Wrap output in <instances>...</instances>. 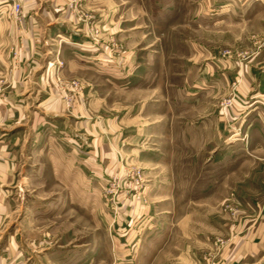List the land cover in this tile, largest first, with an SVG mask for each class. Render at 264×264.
Segmentation results:
<instances>
[{
    "label": "rangeland",
    "instance_id": "rangeland-1",
    "mask_svg": "<svg viewBox=\"0 0 264 264\" xmlns=\"http://www.w3.org/2000/svg\"><path fill=\"white\" fill-rule=\"evenodd\" d=\"M60 1L0 0L11 37L32 13L50 21L57 3L73 26L48 28L37 73L46 89L24 95L14 122L0 118V138L20 137L21 152L0 205V258L213 264L264 215L253 138L264 120V0ZM211 131L221 140H183ZM152 192L167 199L146 211ZM245 264H264V252Z\"/></svg>",
    "mask_w": 264,
    "mask_h": 264
},
{
    "label": "crops",
    "instance_id": "crops-1",
    "mask_svg": "<svg viewBox=\"0 0 264 264\" xmlns=\"http://www.w3.org/2000/svg\"><path fill=\"white\" fill-rule=\"evenodd\" d=\"M57 4L56 6H52L50 21L44 20V16L42 15L44 12L38 17L32 15L33 13L29 15V18L27 16L22 28L24 32L23 35L11 37L6 34L5 27L0 28V88L4 97V99L0 100V118L4 124H10L12 121L14 122V120H11L12 116L21 117L22 112L26 109V99H22L26 93L38 92L40 91L39 88L46 89V86L41 83L40 80L42 75L37 73L46 56L44 47L46 43H48V40L46 37L44 38V34L48 31V28L52 31L62 27L67 29L73 28L70 21L71 17H68L66 10L60 9ZM60 14L63 15L61 16ZM65 14L67 17H65ZM14 51L18 52L17 64L12 60V52ZM12 62H14L13 68ZM59 107L60 105L57 102L54 104L53 109L58 110ZM12 108L13 111L15 110V112L12 111L13 114L11 113ZM256 127L259 128V131L255 133L257 135H253V138L254 136L257 137L258 141L257 151L255 152H259L261 155L264 153V120L256 122L255 128ZM5 135H8V137L5 138L2 135L3 138H0V142L3 144V146L0 147V205L8 203V200L5 198L7 195L5 190L10 187V182L14 174V157H16L17 153L18 155L21 153L14 148L12 149L13 146L19 143L20 137L16 138V136L10 134H4V136ZM187 137L188 138H183V140L198 142L204 140L207 143L221 140V135L212 131L200 136L197 134H190ZM108 150V147L104 146L99 150V153L101 156L106 157ZM108 155H111L110 150ZM166 167H168L166 169L169 171V166ZM163 169H165V166H163ZM150 199H152L151 205L148 206L146 211H149L152 209V206L165 201L167 198L152 192L150 193ZM140 215H142V213L135 214L134 217L137 216L136 219H138ZM4 216V214H0V220ZM155 216L158 217V220L173 217L170 213H147L145 219L154 218L156 220ZM260 218L259 221H261V223L258 225L256 224L253 228H248L249 230L244 231V235L236 237L233 235L232 240L229 241V244L224 247L220 256L217 255L216 260L212 263L245 264L246 262H256L259 258V254L264 252V215L261 214ZM200 241L202 242V240ZM201 245L203 244L201 243ZM184 247L185 253L190 251L187 250V246ZM169 248L171 247L169 246ZM21 260L22 259L19 258V260H17L18 262L14 264H20ZM5 261L4 258H0V264H5ZM24 264L26 263L24 262Z\"/></svg>",
    "mask_w": 264,
    "mask_h": 264
},
{
    "label": "built area",
    "instance_id": "built-area-1",
    "mask_svg": "<svg viewBox=\"0 0 264 264\" xmlns=\"http://www.w3.org/2000/svg\"><path fill=\"white\" fill-rule=\"evenodd\" d=\"M19 9H20V6H19V5H15V6H14V10H15V11H19Z\"/></svg>",
    "mask_w": 264,
    "mask_h": 264
}]
</instances>
